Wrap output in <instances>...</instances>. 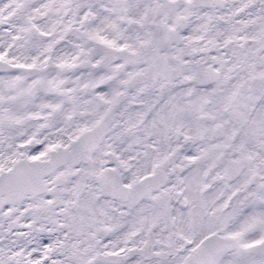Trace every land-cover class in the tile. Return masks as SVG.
I'll return each mask as SVG.
<instances>
[{
    "label": "snow or ice",
    "instance_id": "obj_1",
    "mask_svg": "<svg viewBox=\"0 0 264 264\" xmlns=\"http://www.w3.org/2000/svg\"><path fill=\"white\" fill-rule=\"evenodd\" d=\"M0 264H264V0H0Z\"/></svg>",
    "mask_w": 264,
    "mask_h": 264
}]
</instances>
